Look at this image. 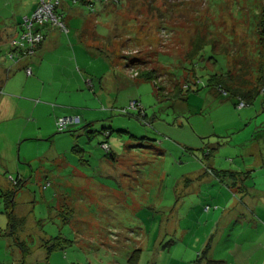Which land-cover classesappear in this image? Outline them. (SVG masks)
Here are the masks:
<instances>
[{"label": "rangeland", "instance_id": "obj_1", "mask_svg": "<svg viewBox=\"0 0 264 264\" xmlns=\"http://www.w3.org/2000/svg\"><path fill=\"white\" fill-rule=\"evenodd\" d=\"M103 1L109 10L97 13L98 3L86 12L92 29L82 34L85 41L77 36L83 19L72 13L76 17L63 20L67 32L55 28L49 46L28 58L32 75L25 64L0 78V181L9 188H15L10 178L20 181L15 213L37 220L35 227L25 219L16 238L8 229L1 234L0 258L14 264H193L213 225L203 207L219 200L222 209L234 198L236 217L223 233L215 228L211 244L218 242L216 256L245 261L255 237L248 210L253 200L264 204L263 0ZM31 2L0 0V40L20 32L15 18ZM126 60L136 68H125ZM142 69L156 70L157 84L134 79ZM228 69L257 89L249 102L214 86L212 76L225 77ZM108 70L121 77L100 88L98 80L111 79ZM176 84L183 92L172 98ZM130 99L139 102L143 120L138 109L120 111ZM92 104L91 126L80 120L57 130L56 114L82 117ZM104 140L113 156L100 147ZM200 159L216 178L179 189L181 175L201 166ZM257 159L247 172L245 165ZM105 168L117 178L107 177ZM257 181L263 185L258 195L244 187ZM6 218L0 199L2 228ZM57 236L68 244L47 253L40 242ZM22 240L24 254L16 244Z\"/></svg>", "mask_w": 264, "mask_h": 264}, {"label": "crops", "instance_id": "obj_2", "mask_svg": "<svg viewBox=\"0 0 264 264\" xmlns=\"http://www.w3.org/2000/svg\"><path fill=\"white\" fill-rule=\"evenodd\" d=\"M98 3H100L102 10L97 11V13L98 12L104 13L105 11L109 10V8H107V6L105 5L106 3L103 0H95L94 5H96ZM35 4H36V2L28 3V5L24 4L28 8L25 11L23 10V8H21V10H22L21 17L17 16L15 18V19H19L17 21V23L20 25V28H21L22 17L25 15H29L32 12ZM70 4H71V2L69 0H60L59 6L57 7V11L62 14L63 20L67 19V18H68V21L72 20L71 16H75V15H72V13L78 14V16L81 18V20L83 19L82 26L79 30L81 33H79L77 36H78V38L81 37V40H84L86 38L84 36L82 37V34L90 33L89 31H91V29H92V26L89 23V17H91V16L88 13H92L93 9L87 11L86 10L87 8L85 7V5L80 3V2L75 3V4H78V6H75V4L74 5H70ZM83 11H84V14H83ZM86 12H88V13H86ZM85 14L89 15V16L87 17V16H85ZM54 29L55 28L50 27L48 25H45L43 27V32L45 33L44 40H43L42 44L35 50V53L32 56H30V59H32V57L34 58V56L36 57L41 49L49 46L48 45V37H49V35H51V33ZM19 31H21V30H19ZM18 33L17 32L14 33L13 36H11V35L7 36V38L5 40H0V78H1L2 74L4 73L3 72L4 70H5V77H8L12 68H15L17 66L21 67L23 65L25 66L27 61L30 60V59H28L29 57H25V58H21V59H14V58L10 57V52L12 49L11 48V41L18 35ZM85 43L87 44V42H85ZM2 47H3L4 51L1 50ZM104 56H105L104 59L108 58L111 62H114L116 60L110 54H105ZM6 58H9V60L6 61L5 60ZM26 66H29L31 68V71H32L31 75H32L33 74V70H32L33 66L31 64H26ZM134 67L136 68L134 63L133 64L127 63V60L125 61V68H127V69L129 68L128 70H130V69L132 70ZM109 73H111V74H109ZM105 75H107L111 79L108 82L105 81L104 79H103L104 81L98 80L100 88L104 87V86L115 85V83H118V81L121 77V73H119V72L115 73L114 71L112 73L111 70L110 71L108 70L107 73L105 72ZM122 75H124V74L122 73ZM133 78L135 79V77H133ZM85 81H86V84L90 86V88L93 87V84L89 83L91 80L85 79ZM93 105L94 104L86 107L85 111H83L84 112L83 116L80 117V120H82V121L85 120V122H86L83 126L84 128H88L89 126H91L90 121H88V120H90L91 115H88L87 111H93ZM52 111L55 113V110L52 109ZM56 116H60V114L58 113V114H56ZM108 134H110V133H108ZM110 152H112V150ZM199 161L201 163V166L196 165V168H194L193 170L191 169L190 171L185 172V173H183V175H181V177L179 179L180 183H177V186L180 185L179 189L189 188L190 185L197 186V188H199L200 187L199 185L202 182L205 183V181H208V183H212L213 182V180H211V179H213L212 176H214L216 178V176L213 174V170H212L213 168L208 166L206 163H204L203 160L200 159ZM255 164H260V160L257 159V160H255L254 163L250 162L247 165H245V166H248L246 171L247 172L250 171L252 169V166H255ZM108 169L109 168L104 169L106 176L109 178L116 179L117 176H115L111 173H107ZM10 180L12 182V183L11 182L10 183L12 185H14L18 179L16 178V180H14V179L12 180L10 178ZM13 181H15V183H13ZM244 187L248 190L249 189L253 190L255 195H258L259 193H261L263 191V185H260V183H258V181L256 183H253L250 186L244 184ZM11 189H13V188L12 187L9 188V185L6 182L0 181V192H6V191H9ZM16 192L14 193V198H15ZM14 198H13L12 212H13V215L15 217V229H14V234L12 236H13V238H16V237H14L15 234L19 230H23L25 228L24 222H25V219H27V216L24 214L15 213L18 204L15 202ZM32 200H33V198H32ZM214 201H215V203H213V205H209V206L205 205V206H207L206 210H205V206L203 207V209L205 210V212L207 214L210 213V214H208L209 218H210V223L213 224L212 227L210 228L211 230L209 232H207L205 235H203V238H206V240H208L209 237L214 234V230L217 227L221 228V232L219 234L223 233L224 227L226 226L228 220H230L233 217H236V213L238 211L239 204L236 202V200H234V198L230 200L231 203L230 202L226 203V207H223L222 209H220L219 205L217 204V203H220V204H222V203L219 200H214ZM259 205H260V207H259ZM210 211H212V212H210ZM248 211H249L248 216H249L250 221L252 223L251 226L253 228V231L255 232L254 241L252 242L253 244L251 243L252 246H250L253 248H252V252L249 255V257L245 261L244 260L240 261V259L235 257L233 254L230 257L229 256L226 257L225 254L216 256L215 252L217 249V243L218 242L211 244V248L209 251L210 257L222 259L227 264H264V204L259 202L257 199L255 201L253 200L252 209H250ZM242 218H243V216H242ZM27 221H28V224L35 225V227H36L37 220L34 216H31V219H29V220L27 219ZM6 224L7 225L4 228H2L0 226V236H1V234H4V232L7 229H9L7 218H6ZM241 228H244V225L241 226ZM2 230H4V231H2ZM219 236H221V235H219ZM197 239L199 242H201L200 236ZM212 239H213V237H212ZM43 240H44V238H43ZM216 241H218V240H216ZM19 243L24 244V241L23 240L19 241ZM42 244H44V243L40 242V245H42ZM238 245L239 244H237V246ZM239 247L243 248V246H239ZM199 252L200 251H198V253ZM256 253H259V254L257 255ZM1 259H3V260H1ZM0 260H1L0 264H14V262L13 261L10 262L6 256H4L3 258H0Z\"/></svg>", "mask_w": 264, "mask_h": 264}, {"label": "trees", "instance_id": "obj_3", "mask_svg": "<svg viewBox=\"0 0 264 264\" xmlns=\"http://www.w3.org/2000/svg\"><path fill=\"white\" fill-rule=\"evenodd\" d=\"M78 1L82 4H86L88 7V10H92L89 8L90 7L89 6V3H90L89 0H78ZM74 2H75V0H74ZM57 7H56V11H57ZM262 10L264 11V0L262 1ZM57 13L61 14L58 11H57ZM61 17H62L61 20L63 21L62 14H61ZM259 25H260L259 30L261 32L262 38H264V19H261ZM44 37H45V33H44ZM43 40L39 44H37L35 50L42 44ZM197 47L198 46H196L192 50L193 52L191 51L192 54L195 52ZM192 54H191V56H192ZM259 66H260V62H257V67H259ZM156 72L157 71L154 69H148V70L142 69L140 72L137 73V75H135V78L137 77V78L143 79V80H151L154 83H156V78H157ZM225 73H226L225 77H222L220 75H218L217 77L212 76V81L214 83V86H218L220 88L223 85L224 86L223 90L226 91L227 94L237 95V96L241 97L240 99L244 100L245 102H249L252 99L255 91H257L256 88H251V81L250 80H239L237 78H234L233 74L230 73L229 69ZM193 75H194V73H193ZM186 82L188 83L189 81H186ZM176 85L178 87L177 88L178 90L172 98H177L178 96H181L182 92H183L181 90L183 86H180L178 84H176ZM176 85H174V86H176ZM157 89L159 90L160 94L163 93L164 95H166V92L163 91L164 86L158 85ZM137 109H138V111L136 113V116L142 119L143 118L142 110L139 107ZM108 133H110V131ZM109 135L110 134H108L105 138H107ZM104 141H106V140H104ZM110 151H111V149L109 151H107L106 153H109L111 156H113V153ZM205 156H206L205 158L210 156L209 151L205 154ZM20 185H21L20 181L17 180V182L14 184L15 188H13L9 191H6V192H0V199L2 202V206H3L4 212H5L7 219H8V226H9L8 231H9L10 235L14 234V229H15V217H14L13 212H12L13 198H14V193L19 189ZM67 241H68V239H64V238L57 236L54 238H48L47 240H45L43 245L46 246V251H47V253H49L52 249L63 248L64 246H66L68 244ZM211 242H212V235L209 237V239L204 244L203 248L200 250V252L197 254L196 258L193 260V264H227L222 259H216V258H212L209 256V251L211 248ZM16 244L20 245V247L22 248L23 254L25 253L26 250H28V248L25 244H21L18 242H16Z\"/></svg>", "mask_w": 264, "mask_h": 264}, {"label": "built area", "instance_id": "obj_4", "mask_svg": "<svg viewBox=\"0 0 264 264\" xmlns=\"http://www.w3.org/2000/svg\"><path fill=\"white\" fill-rule=\"evenodd\" d=\"M74 1V0H73ZM95 0H90L89 8L93 9ZM60 0H36V4L30 15L22 17L21 31L11 41L10 57L14 59H21L30 57L35 53V48L44 39L43 27L48 25L53 28H58L64 32H67V28L61 20V14H58L56 7L59 6ZM25 71L28 75H31L32 71L29 66H25ZM223 94H227L224 90L220 89ZM243 102L240 101L236 105L238 107L243 106ZM139 103L137 100L131 99L128 102L127 108H123L120 111L127 113L128 109H137ZM80 117L78 115H65L58 116L55 119L57 130L63 131L70 125L78 123ZM108 132H105V137ZM105 152L110 150V147L106 141L100 143ZM12 179V178H11ZM15 183V181H13ZM207 206L205 207V210Z\"/></svg>", "mask_w": 264, "mask_h": 264}, {"label": "bare ground", "instance_id": "obj_5", "mask_svg": "<svg viewBox=\"0 0 264 264\" xmlns=\"http://www.w3.org/2000/svg\"><path fill=\"white\" fill-rule=\"evenodd\" d=\"M76 1V0H75ZM129 69V68H128ZM131 70V69H130ZM134 77V76H133ZM220 90V89H219ZM219 93H221V92H219ZM221 94H223V93H221ZM225 95V94H224Z\"/></svg>", "mask_w": 264, "mask_h": 264}]
</instances>
